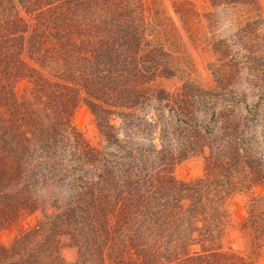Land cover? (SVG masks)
<instances>
[{
    "label": "trees",
    "instance_id": "16d2710c",
    "mask_svg": "<svg viewBox=\"0 0 264 264\" xmlns=\"http://www.w3.org/2000/svg\"><path fill=\"white\" fill-rule=\"evenodd\" d=\"M169 1L177 21L163 0H0V233L18 229L0 264H263L264 195L241 225L250 251L222 240L228 198L264 187V126L218 106L242 103L233 79L254 60L247 86L264 102V0ZM219 9L242 20L232 42ZM182 33L214 48V89L155 87L177 76ZM83 105L99 144L76 128ZM205 153L204 175H174Z\"/></svg>",
    "mask_w": 264,
    "mask_h": 264
},
{
    "label": "rangeland",
    "instance_id": "374dc122",
    "mask_svg": "<svg viewBox=\"0 0 264 264\" xmlns=\"http://www.w3.org/2000/svg\"><path fill=\"white\" fill-rule=\"evenodd\" d=\"M162 6L168 11L169 15L177 21L178 18L174 13L171 2L169 0H163ZM205 10L208 12V6ZM217 13V18L219 20V39L232 42L237 31L236 23L242 20L237 18L238 14L228 10L219 9ZM181 37L183 43L178 48V52L174 54V62L178 70L177 76L159 79L155 87L162 88L168 92L180 91L183 93L189 89L185 87V82L191 81L206 90L214 89L216 87V82L211 67L216 64L218 59L214 48L211 46L196 45L191 42L186 34L182 33ZM255 61L256 60L253 62V67L250 66L248 62L244 65H239L238 67L241 69L233 79L234 84L232 89L236 92L235 96L238 100L242 98V103L236 104L235 107L225 108L224 104L219 105L218 110H221L219 112L221 115L232 113L237 119H243L244 124L252 123L251 120H255L259 116L258 121L252 123L250 127L256 126L257 131L261 132L264 126V102L261 103L262 106L259 107V110L254 107V102L258 99L256 98V93L250 91V88L247 86L249 80L253 78L254 68L256 67H254ZM227 106H230V104ZM151 113L153 114V112ZM211 116L212 112L208 110L204 117H200V121L207 125V133L204 138V141L207 143L209 141L208 126L216 131L219 125V121L217 119V121L215 119L211 120ZM74 123L76 128L83 133L88 141L93 144L102 142V136L97 127L95 117L87 106L83 105L78 109L74 117ZM155 131L158 132V129ZM160 135H162V132L160 133L159 131L156 139L157 144H160L162 141ZM139 138L140 139L137 137L136 139L139 143L147 144L146 140L142 139L145 138V135L142 137L139 136ZM206 155L208 154L205 153L200 156H192L183 161L175 168L174 175L181 180H189L204 175L206 168L204 157ZM252 194L264 195V187H256L253 189V193L249 195L245 193L235 194L226 201L225 207L228 214V222L226 234L222 240L224 249H232L237 252L240 251L245 253L250 251L249 241L244 232H242L241 225L247 217V204ZM32 222H35V217L24 221L21 227H27ZM17 232L18 229L14 228L0 233V244H10ZM63 253L68 262L74 261L77 257L76 250L72 248H67ZM260 261L264 264V254Z\"/></svg>",
    "mask_w": 264,
    "mask_h": 264
}]
</instances>
